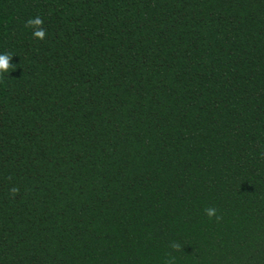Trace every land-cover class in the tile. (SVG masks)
I'll list each match as a JSON object with an SVG mask.
<instances>
[{
	"label": "trees",
	"instance_id": "1",
	"mask_svg": "<svg viewBox=\"0 0 264 264\" xmlns=\"http://www.w3.org/2000/svg\"><path fill=\"white\" fill-rule=\"evenodd\" d=\"M0 264H264V0H0Z\"/></svg>",
	"mask_w": 264,
	"mask_h": 264
}]
</instances>
